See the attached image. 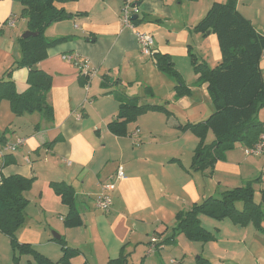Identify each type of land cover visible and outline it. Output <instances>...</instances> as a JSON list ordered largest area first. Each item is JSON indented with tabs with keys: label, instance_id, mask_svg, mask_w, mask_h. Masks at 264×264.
<instances>
[{
	"label": "crops",
	"instance_id": "obj_1",
	"mask_svg": "<svg viewBox=\"0 0 264 264\" xmlns=\"http://www.w3.org/2000/svg\"><path fill=\"white\" fill-rule=\"evenodd\" d=\"M134 1L140 13L133 26L121 18L125 0H78L65 5L73 17L48 30L49 39L67 40L51 48L38 64L52 77L47 101L53 119L40 112L17 116L8 101L0 104V145L25 140L16 152L0 157L1 179L17 175L33 180L25 197L38 210L37 230L46 234L55 229L66 246L77 249L80 254L73 264H108L123 247L128 264H264V231L253 224L242 226L230 218L202 215L201 224L214 240L201 243L184 234L173 237L179 212L248 181H264V155L248 154L241 147L227 153L226 163L217 164V169L226 170V184L215 186L217 173L191 169L199 138L178 129L205 122L215 111L208 85L198 80L190 54L210 68L221 62L217 36H204L195 27L215 2L227 0ZM241 6L240 0L238 11L259 29L264 10L250 15V9ZM13 8L12 0L0 1V81L10 80L5 74L21 56L17 41L22 36L16 32L8 36L4 31L16 27V20L9 25ZM137 32L153 37V55L170 56L187 95L178 98L172 87L175 82L170 86L154 58L142 54ZM68 54L88 60L97 75L86 78L74 62L63 59ZM28 77V69L13 73L11 80L19 93L27 90ZM156 82L168 84L158 101L169 108L171 117L150 112L129 124L125 136L113 134L108 125L118 115L120 97L156 105L152 100L159 94ZM147 88L154 92L151 100L144 96ZM259 117L264 122V109ZM119 166L125 177L117 182L110 212L103 213L96 208V199ZM236 169L239 176L232 178ZM52 183H65L74 190L80 218L72 227L64 224L69 207ZM259 186L264 191V185ZM153 238L159 239L157 245H152Z\"/></svg>",
	"mask_w": 264,
	"mask_h": 264
},
{
	"label": "trees",
	"instance_id": "obj_2",
	"mask_svg": "<svg viewBox=\"0 0 264 264\" xmlns=\"http://www.w3.org/2000/svg\"><path fill=\"white\" fill-rule=\"evenodd\" d=\"M17 1L23 7L27 30L38 33V36L19 39L20 59L14 68L7 72V75L11 76L15 70L28 69L27 90L19 93L13 80H1L0 104L4 100L8 101L12 112L17 116L40 112L51 121L53 108L47 100L52 88V77L40 70L38 64L47 58L51 48L65 42L67 38L48 39L44 33L53 24L73 17V14L67 12L65 5L78 0ZM195 31L204 36L211 33L218 38L222 59L216 67L210 68L190 54L194 72L199 76L198 80L208 85L215 111L205 122L187 123L180 125L178 129L189 131L200 140L192 158L191 169L212 173L216 163L226 160L227 153L234 150L236 145L252 149L261 142L264 135V122L259 119V113L264 109V71L260 65L264 56V33H259L253 24L242 16L237 9V0L215 2L195 27ZM152 57L162 73L175 78L177 97L187 95L188 88L170 56L155 53ZM34 67L37 68L36 71H32ZM149 112L163 113L167 117L172 115L166 106L142 104L139 98L128 99L122 96L118 115L109 123L108 128L117 136H125L128 125ZM210 132L215 140L208 144L206 140ZM260 181L261 178L248 181L219 197H209L202 203L193 204L190 209L179 212L173 237L184 234L189 240L201 243L214 240L213 235L201 224L202 215L216 220L230 218L235 224H253L260 231H264V191L261 192V200L258 203L255 201L254 190V183ZM32 183V179L17 175L2 179L0 233L9 237L12 243L16 242L15 234L26 222L29 200L25 193L31 189ZM51 187L68 205L69 214L64 224L66 227H72L75 219L80 218L73 188L65 183H52ZM238 204H242V209L237 207ZM54 241L61 244L63 252L62 259L56 264H73L72 260L80 252L66 246L63 238ZM18 246L21 252L34 253L37 264H51L29 245ZM128 257L123 247L120 256L110 260L108 264H128Z\"/></svg>",
	"mask_w": 264,
	"mask_h": 264
},
{
	"label": "rangeland",
	"instance_id": "obj_3",
	"mask_svg": "<svg viewBox=\"0 0 264 264\" xmlns=\"http://www.w3.org/2000/svg\"><path fill=\"white\" fill-rule=\"evenodd\" d=\"M1 1V0H0ZM14 4V8L12 9L11 12V18L12 21L16 20L17 24L15 28H10V27H4V31L8 34V36H13L14 33L22 36L25 32H27V20L23 17V7L21 3L17 0H12ZM240 0H237V5ZM241 8L245 7V9H250L248 13L250 15H258L260 11L264 10V0H241ZM260 27L259 29H255L259 33H264V16L261 18L259 21ZM49 29V28H48ZM46 30L44 33L45 38H50V31ZM19 43V38L18 41ZM20 46V44H19ZM18 46V48H19ZM264 63L263 59L261 60L260 65ZM15 66V65H14ZM13 66V68H14ZM12 70V68L10 69ZM9 70V71H10ZM19 70V69H18ZM8 71V72H9ZM17 71V70H16ZM15 72V71H14ZM13 72V73H14ZM13 73L11 76L7 75V72L5 74V77L7 79H13ZM166 76V77H165ZM164 77L167 78L166 82L169 83L171 86V82H175L172 87H175L176 80L170 75H165ZM166 83V84H167ZM155 88L157 91H159V94H156V97L154 98V92L151 88H147L144 92V96L148 98V100H151V98L156 105H159V103H162V100L158 101V97H161V94H166L168 90V84L167 85H162L160 82L154 83ZM170 89H172L170 87ZM155 91V89H154ZM146 100V101H148ZM149 102V101H148ZM150 103V102H149ZM162 105V104H160ZM164 105V104H163ZM169 109V108H168ZM150 113V112H149ZM152 113H159V112H152ZM148 114V113H147ZM146 115V114H144ZM143 116V115H142ZM260 118V117H259ZM212 137H209L208 141L209 144L212 142V139L215 137L211 135ZM244 146L243 145H236L235 149H239ZM234 149V150H235ZM227 156V155H226ZM218 163H226V160L220 161ZM215 165L212 173H217L218 176L215 178V186H218L219 182L221 185L226 184V170L223 169H217ZM222 166V165H220ZM240 170L236 169L234 170L232 178H236L239 176ZM211 173V172H210ZM222 175V176H221ZM223 182V183H221ZM263 184L264 181L261 182H255L254 183V190H255V201L260 202L261 200V188L259 185ZM263 191V190H262ZM29 206V205H28ZM240 207L242 206L241 204L239 205ZM27 219L25 224L19 228V230L16 232L15 237H16V242L12 243V240L7 237L6 235L0 233V264H15L16 262L18 264H37V259L34 253H25L21 252L20 247L18 245H29L32 249L36 250L38 253H40L43 257H45L51 264H56L58 263L62 257H63V252L61 248V244L53 241V232L58 233L55 229L52 230H47L46 234H43L39 232L37 229L39 228V217L37 216L38 210L34 207V205H30L27 208ZM48 228V227H46Z\"/></svg>",
	"mask_w": 264,
	"mask_h": 264
},
{
	"label": "built area",
	"instance_id": "obj_4",
	"mask_svg": "<svg viewBox=\"0 0 264 264\" xmlns=\"http://www.w3.org/2000/svg\"><path fill=\"white\" fill-rule=\"evenodd\" d=\"M134 0H125L121 18L124 24L127 26H133L132 18L140 13L139 7L134 3ZM10 26L15 25V21L9 22ZM140 50L142 54L146 56H153L154 50V39L153 37L145 32L136 33ZM264 58V56H263ZM63 59L69 62H74V64L80 69V71L90 80L97 75V71L92 69L88 60L82 59L78 55L68 54L63 56ZM25 143L24 139L19 138L15 142H5L0 145V157L4 158L7 154L14 153L18 150L19 147L23 146ZM248 154L254 155H264V135L261 137V142L252 149L247 150ZM124 168L119 166L115 175L111 178L110 181L103 183L101 186L102 192L99 197L96 199V208L103 213H109L113 205V193L116 191L117 182L123 180ZM2 179L0 176V184ZM159 243L158 238H153L152 245H157ZM172 264H175L172 261Z\"/></svg>",
	"mask_w": 264,
	"mask_h": 264
},
{
	"label": "water",
	"instance_id": "obj_5",
	"mask_svg": "<svg viewBox=\"0 0 264 264\" xmlns=\"http://www.w3.org/2000/svg\"><path fill=\"white\" fill-rule=\"evenodd\" d=\"M138 17L137 16H134L133 18H132V20L134 21V20H136ZM38 36V33H33V32H31V31H27V32H25L23 35H22V38L23 39H28V38H30V37H37ZM36 67H34L33 69H32V71H36ZM263 75H264V72H263ZM53 237H54V239H56V240H59V239H61V237H60V235H58V234H56V233H54L53 234Z\"/></svg>",
	"mask_w": 264,
	"mask_h": 264
}]
</instances>
